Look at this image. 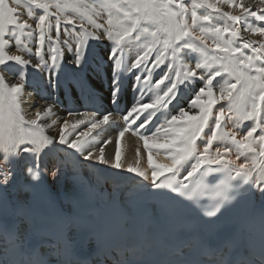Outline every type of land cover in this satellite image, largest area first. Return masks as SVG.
<instances>
[{
	"label": "snow or ice",
	"instance_id": "6c2138e0",
	"mask_svg": "<svg viewBox=\"0 0 264 264\" xmlns=\"http://www.w3.org/2000/svg\"><path fill=\"white\" fill-rule=\"evenodd\" d=\"M13 2L0 0V264H264V0H192L191 12L184 0ZM37 30L34 52L9 54ZM29 68L48 73L43 107L29 102ZM92 77L109 88L112 110ZM126 83L136 100L125 111L116 105ZM61 90L78 92L87 110L64 108ZM117 117L115 140L96 141ZM126 133L143 142L147 167L139 148L135 163L122 161ZM69 176L77 194L61 203L48 185ZM123 184L132 185L126 200L113 195ZM93 239L119 244L92 258Z\"/></svg>",
	"mask_w": 264,
	"mask_h": 264
},
{
	"label": "bare ground",
	"instance_id": "6f19581e",
	"mask_svg": "<svg viewBox=\"0 0 264 264\" xmlns=\"http://www.w3.org/2000/svg\"><path fill=\"white\" fill-rule=\"evenodd\" d=\"M87 1L89 2V4H96V3L100 2V0H87ZM102 2L106 5L119 3L117 0H102ZM184 2L187 4V6L189 7V11L191 12L193 10L192 0H184ZM221 7H222L223 11H233V14H238L236 12V10L230 9L227 5H222ZM253 9L256 10L255 5H253ZM194 10L197 11V13L199 15H210L212 17V23L221 22L220 15L212 12L209 9H207V7H200L197 5ZM36 11H39L40 13H42V10L36 9ZM111 11H112V15H113L114 20L117 19L118 17H120L121 14L118 13L115 8H113ZM21 13L23 14L22 18L28 19V15L25 12V10H21ZM107 15H108L107 12H105L104 17L102 20H100V22H105L107 20ZM36 18L38 19V17H36ZM30 20L31 19L29 18V23H32V20L31 21ZM190 22L191 21L189 19V23ZM253 22L254 23H260L258 21H253ZM85 26L87 27V25H85ZM205 26H211V25L205 24ZM33 27H35V25H33ZM52 35L53 36L55 35L54 30H53ZM244 35H245V38H248L249 36H251V34H248V33H245ZM37 36H38V30H37L36 35H33L31 37L21 36L18 42L17 41L10 42L9 48L11 49V51L9 54L24 55L25 52L17 50L18 47H22V49H25V50L27 48H31L34 52L35 47H36ZM209 37H207L208 44L211 45L213 42L210 40ZM61 38L63 39V36ZM251 38L256 39V40L261 39V37H259V36H252ZM148 40H150V38H148ZM148 40H145L142 37L141 43H137V42L133 41L132 42L133 46L127 49V55L125 57L126 61L130 62L131 60H134L137 55L141 54L142 44L147 43ZM17 44H22V46L17 45ZM245 51L250 53V50L246 49ZM98 52L100 55H105L106 49L100 48V49H98ZM29 55H31V54H29ZM105 58H106V56H105ZM69 72H70V68L66 69L63 76H67L69 74ZM27 74H28L27 91L33 93L29 102L34 103V104H38L40 107H43L44 105L41 103V95L50 92V89L48 87V83H49L48 73L46 71L42 73L39 70L29 68L27 70ZM90 82H91L92 87L95 89V91L102 97V107L105 110H110L109 104H107V102L111 98L109 88L105 89L106 84L102 85L100 82H98V79L96 77H92ZM64 92H65V90H61V92L59 93V98H60V101H61L63 107L65 108L66 104L68 103V99H69L70 101L73 100V102H75L74 108H76L77 110L83 111L80 108V106L77 104V102L75 101V99H77L76 97H77L78 92L74 91L67 96H65ZM122 96L125 98L126 110L130 109L136 100V93L134 90H132L130 88L129 84H127V83L125 85V91H124ZM188 98L189 97L186 95L185 101ZM25 99L28 100V97L26 96ZM22 108L24 109L25 115L27 117L34 118V110L29 108L28 104H22ZM62 113H63V109H61V114ZM245 123H250V122H245ZM121 126H123V121L120 117H117L116 118V125L114 126V128H108L106 131L101 132L100 135H98V136L96 135L95 132H93L92 135L96 141H100V142H102L108 136H112L113 140H115V136H116L115 129H118ZM229 127H231L230 123H229ZM242 129H243V125H241V130ZM80 130L85 131V132L88 131V129L84 126H81ZM233 130H235V129H233ZM47 131L50 133H55L56 129L52 128V129H49ZM137 148H139L140 152H141V157H142L141 166L147 167V155H148L147 150L144 149L143 142L140 141L137 136H133L130 133H126L125 137L121 139L122 161H125L126 163H135V153H136ZM114 152H115L114 144H110L106 147V153H111L114 155ZM153 154H154V158L158 159L160 162H165V163L168 162L167 160H165L163 153H161L159 156H157L155 153V150H154ZM232 158H235L234 153H233ZM237 162L238 163L243 162V157H241V160L237 161ZM129 175H132V174H129ZM69 179H71L70 176L65 177V178H61L59 181H50L49 182L48 189L50 190L52 196L60 202H63V200H64V190H65L66 182ZM129 185L130 184L121 185V191ZM110 188H111L110 185L107 187L101 186V188L99 189V192L103 193L104 198H107L109 196V189ZM117 193H119V192H117ZM117 193H113V195H116ZM255 198L258 201H261V198H260L258 193L255 196Z\"/></svg>",
	"mask_w": 264,
	"mask_h": 264
},
{
	"label": "rangeland",
	"instance_id": "374dc122",
	"mask_svg": "<svg viewBox=\"0 0 264 264\" xmlns=\"http://www.w3.org/2000/svg\"><path fill=\"white\" fill-rule=\"evenodd\" d=\"M117 1L120 2V0H117ZM8 2H9V3H12L13 6H15L13 0H8ZM84 2L89 4V2H88L87 0H84ZM21 10H25L26 13L28 12L27 8H21L20 11H21ZM53 11H54V9H53ZM39 14H42V13H40L39 11H36V9L33 8V15H34L35 17H38ZM28 19H29V17H28ZM30 21H31V20H30ZM77 24H79V21H78V20H77ZM208 37H209V36H208ZM209 38H210V40L213 42L211 36H210ZM17 45L22 46V44H17ZM18 48H19V49H22V47H18Z\"/></svg>",
	"mask_w": 264,
	"mask_h": 264
}]
</instances>
